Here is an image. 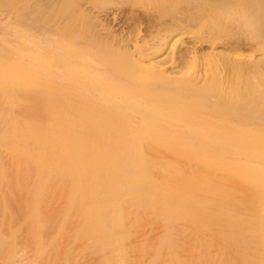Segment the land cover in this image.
Instances as JSON below:
<instances>
[{"label": "bare ground", "instance_id": "6f19581e", "mask_svg": "<svg viewBox=\"0 0 264 264\" xmlns=\"http://www.w3.org/2000/svg\"><path fill=\"white\" fill-rule=\"evenodd\" d=\"M7 1L13 0H0V5ZM61 1L35 0L44 13L23 9L16 11L14 21L0 7V42L6 44L8 28L18 32L12 45L15 52L10 48L14 53L0 57L9 65L0 71V80L5 81L0 82V148L6 144V154L11 150L15 158L13 163L8 157L12 166L16 163V171L9 167L15 172L10 176L0 153V181L2 185L12 181L11 188H3L23 201L15 199V204L10 198V205L3 203L9 209L20 202L28 204L27 209L21 204L24 209L17 208L29 211L24 225L31 231L27 233L36 259L45 260L41 255L51 248L54 252L65 248L71 239L92 238L90 244L99 249L102 263L112 264L115 258L116 264H123V254L130 245L137 247L145 227L155 230V226L141 225L150 218L149 223L156 219L162 231L155 234L159 240L154 247L152 243L149 247L156 248L153 255L158 253L152 255L158 259L153 258L152 264H168L169 257L175 264H185V254L179 252H185L182 246L193 245L196 250L193 247L185 260L190 255L188 261L197 257L201 263L202 259L215 262L228 255L236 264H264V5L258 0H211L208 4H216L219 14L213 10L212 17L207 8L198 9L200 15L187 20L193 24L199 19L201 28L183 32L179 21L176 26L162 21V7L152 13L158 25H150L143 38L141 29L115 28L120 12L128 6L130 18L135 14L133 21H140L134 7L142 0H71L62 8ZM25 2L29 7L32 0ZM214 12L221 22L214 21ZM42 14L44 19L39 20ZM39 22L50 25L44 29L50 31V40L36 34ZM188 36L195 37L194 44L183 50ZM228 43L245 44L251 52L217 50ZM166 46L170 49L167 59H160ZM200 65L204 71L196 70ZM226 98L236 100V110L219 111L218 104ZM158 100L170 104H158ZM153 116L160 122L150 121ZM148 139L150 146L145 148ZM154 150L168 154V161L155 163ZM221 151L226 155L217 154ZM150 165L153 172L145 169ZM154 167L163 171L156 175ZM215 169L236 182L228 179L226 183V175L222 176L220 192L212 194L210 188L205 193L203 187ZM55 199L66 206L61 215ZM45 206L60 217L45 214ZM73 223L82 225L74 232ZM137 227L141 234L135 235ZM182 229L193 233L192 243L185 240L187 233ZM181 233L185 243L180 242Z\"/></svg>", "mask_w": 264, "mask_h": 264}, {"label": "rangeland", "instance_id": "374dc122", "mask_svg": "<svg viewBox=\"0 0 264 264\" xmlns=\"http://www.w3.org/2000/svg\"><path fill=\"white\" fill-rule=\"evenodd\" d=\"M25 1H27V0H24V2H23V0H13V1H7L6 3H4L3 5H0V7L2 8V10L5 12V13H7V14H11L12 16H13V21L15 20L14 18H15V15L17 14V13H19V12H21V11H24L23 9H25V11L24 12H26V11H28V10H38L37 12H36V14H40L41 12H43V7L42 6H40V3H38L39 2V0H38V2H35V0H32V3L29 5V7H28V5H26L27 4V2H25ZM70 1L71 0H63V1H61V8L62 7H66L67 6V4H69L70 3ZM140 1V0H139ZM148 1V0H147ZM146 0H142L141 1V3H138V4H136L135 5V7H134V13H136V14H138V16L140 17V21H137V23H135L134 21H133V16H135V14L134 15H132V17L130 18V11H131V7L130 6H128L127 8H125V9H123V11L122 12H120V16H119V20H121L118 24H116L115 26V28H116V30L117 31H120V30H125V31H128V30H130L131 31V29H132V31H134V32H137L139 29H141V35H142V37L144 38V37H147L148 35H147V32L149 33V28L151 27L150 25H152L153 27L154 26H156V25H158V21L156 20V16L155 15H153L152 13H156L157 12V10H160L162 7H163V9H161L160 11H161V13H164V17H162L161 19H163L162 21L163 22H168L169 24H174L175 26H176V24L178 23V21L181 23V25H182V27H183V29H181L180 30V32H183V31H185V30H190L189 28H191L192 30H194V31H197V30H199L200 28H201V24H200V20L198 19V20H196L195 22H193V24H191V21L190 20H187V19H189V18H191L190 16L191 15H195V14H197L198 13V15L197 16H199L200 15V11H201V9H203V8H207L206 10L210 13V16H212V12H213V10L215 11L216 10V13H218L219 14V12L217 11V5L216 4H208V2H210L211 3V0H150V2H147ZM187 1V2H186ZM218 2L219 1H221V0H217ZM189 2V3H188ZM257 2H259L261 5H264V0H258ZM150 3V4H149ZM193 3H194V5H193ZM42 5V4H41ZM139 5H142V6H139ZM19 6H21V7H19ZM26 6V7H25ZM144 6V7H143ZM159 6V7H158ZM196 6H198L197 7V9H195V7ZM17 7V8H16ZM25 7V8H24ZM28 7V8H27ZM146 7V8H145ZM190 8V9H187V8ZM193 7H194V9H193ZM223 10H227V11H229V7H222V6H220ZM16 10H15V9ZM21 8V9H20ZM14 9V10H13ZM145 9V10H144ZM187 9V10H186ZM200 11H199V10ZM211 9V11H209V10ZM13 10V11H12ZM186 11V13H185V11ZM16 11H18L17 13H16ZM145 11V12H144ZM149 11V12H148ZM193 12V13H192ZM44 13V12H43ZM188 13V14H187ZM212 13V14H211ZM218 14H216L215 15V12H214V15H215V17L214 18H216V20L214 19V21H219V22H221V20L222 19H218ZM146 15V16H145ZM189 15V16H188ZM147 16H148V18H147ZM152 16V17H151ZM188 16V17H187ZM217 16V17H216ZM44 15L42 14V16H41V19H39V20H43L44 18ZM145 17V18H144ZM150 17V18H149ZM213 17V16H212ZM48 18L50 19V15L48 16ZM121 18V19H120ZM151 19V20H150ZM124 20H127V21H125L124 23H123V21ZM144 22V23H143ZM148 22V23H147ZM202 22V21H201ZM223 22V21H222ZM143 23V24H142ZM147 23V24H146ZM152 23V24H151ZM146 24V25H145ZM191 24V25H190ZM223 24V23H222ZM45 23L44 22H39V23H37V24H35V29H36V34H38L41 38L43 37V38H47L48 40H50V31H45L44 29H45V27H48V28H50V25L49 24H46L45 26ZM149 25V26H148ZM200 25V26H199ZM224 25V24H223ZM230 25V24H229ZM228 25V26H229ZM146 26V27H145ZM188 26H190V27H188ZM192 26V27H191ZM227 26V27H228ZM152 27V28H153ZM177 28H178V26H177ZM143 30V31H142ZM235 32V31H234ZM6 33L8 34V35H6V38H5V43L6 44H3L4 43V41H2V42H0V57H3V56H8V55H11V53H14L15 52V48L12 46V45H14V42H15V37H16V35H17V31H15V29H13V28H8L7 30H6ZM176 33H179V31H177ZM147 35V36H146ZM234 35H236V36H240L239 35V33H235ZM194 38L195 37H190V36H188V37H184V39H183V42H184V44L186 45H184V47L182 46V48H183V50L186 48H188V47H190V46H193V44H194ZM187 42V43H186ZM10 45V46H8V45ZM183 45V44H182ZM8 46V47H7ZM207 46V47H206ZM206 46H205V44H203V49L204 50H209V46L206 44ZM220 46V47H219ZM218 46V49L217 50H219V51H222V52H224V53H227V54H230V51L231 52H239L241 55H246V54H249L250 52H251V50L250 49H248V46L247 45H245V44H240L238 47H235L234 45H231V43H228V44H223L222 46L221 45H219ZM205 47V48H204ZM12 48H14L13 50H14V52L11 50ZM181 48V46H179L177 49H182ZM235 48V49H234ZM170 50L169 49V47L168 46H166L164 49H163V51L161 52V53H159V54H161V56L159 57L160 59L161 58H163L164 56L166 57V59H167V55H165V53L166 54H168V51ZM233 53H231V54H233ZM162 54H163V56H162ZM164 57V58H165ZM4 64V65H3ZM3 65V66H2ZM9 67V65L7 64H5L4 62H0V71H1V69H5V67ZM203 65H200L199 67L197 66L196 67V70L198 71H200L201 72V70H202V68H203V70L202 71H204L205 69H204V67H202ZM202 67V68H201ZM201 68V69H200ZM178 69H180L179 67H178ZM170 70H172V68L170 67ZM183 71H186L185 69H182V72ZM2 72V71H1ZM208 72V71H207ZM184 73V72H183ZM183 73H181V74H183ZM4 80H0V82L2 83ZM3 83H5V81L3 82ZM161 99V98H160ZM224 101H220V103L218 104L219 105V107L217 106V108L219 109V111H221L222 113H226V112H231V111H233V110H236V109H234L237 105H235V102L234 101H236V100H232L231 101V98H226V99H223ZM226 100H228L227 102H228V104L226 103ZM162 101L161 100H158V104L159 103H161ZM231 102H234L233 104H230ZM238 102V101H237ZM225 104V107H228L229 105V107L230 108H226L225 109V107L223 108L222 107V109L223 110H220L221 109V106L222 105H224ZM162 104H164V105H166V104H170L169 103V100L168 101H165V102H162ZM5 105V104H4ZM213 109H214V107H212ZM217 109V110H218ZM231 109V110H230ZM246 109H248V108H246ZM246 109H243V110H245L246 112H249V111H247ZM147 111V112H146ZM145 112H146V114L147 113H149L148 111L149 110H146ZM143 112V111H142ZM144 112V113H145ZM135 113H137V114H140V111H139V113H138V111L137 112H135ZM153 114V115H156V116H158L157 114H155V113H153V112H150V114ZM160 113V112H159ZM143 115V114H142ZM142 115H141V117H142ZM148 115V114H147ZM150 116H152V115H150ZM149 116V117H150ZM143 118H145L146 119V117H143ZM149 119V118H148ZM150 121H152V122H157V121H159L160 122V119L159 118H156L155 116H153L151 119H150ZM148 122V121H147ZM13 140V139H12ZM145 142V141H144ZM147 143H148V145H147ZM1 144H4V143H1ZM8 144V143H7ZM11 143H9L8 145H10ZM145 144V145H144ZM143 144V147H145V148H147V146L149 147L150 145V142H149V139H148V142L146 141L145 143ZM13 145V144H12ZM11 145V146H12ZM3 146V145H2ZM5 147H7L6 146V144H5V146H3V150L5 149V151H3L1 148H0V151H3V152H0V153H3V155L2 156H4L3 157V160H4V158L6 159V160H4L5 162H6V165H7V167H8V169H12L11 171L10 170H8L9 171V173H11L10 174V176L11 175H13L12 173L14 172V170L16 171V167H15V164H14V166H12L13 165V163H14V159L15 158H13V154H11L12 152H11V150H9L10 152H7V154H10V155H7L6 154V150L8 149V148H5ZM8 151V150H7ZM163 153V154H162ZM156 152L155 150L154 151H152L151 152V158H153V161L154 160H157V161H154L155 163H157V164H159V163H162V162H165V161H168V154H166V153H164V152ZM216 153V152H215ZM217 154H221V155H223V154H225V151H221L220 153H217ZM5 155H7V156H5ZM226 155V154H225ZM12 157V161H13V163H11V161L9 160V158L10 157ZM9 157V158H8ZM10 163V164H9ZM10 165V166H9ZM149 165V164H148ZM183 165H185V164H183ZM186 166V165H185ZM185 166H184V169H185ZM9 167H14V170H13V168H9ZM151 165L149 166V168L146 166L145 167V169H147V170H150L151 172H153V170H151ZM153 167V166H152ZM141 168V167H140ZM157 168V167H156ZM186 168H187V166H186ZM167 169H168V166H167ZM188 169H189V167H188ZM155 170H157L158 171V174H156V175H159L160 174V172L161 171H163V170H161L160 168H157V169H155V167H154V171ZM187 170V169H186ZM217 172H218V175H217V172L215 171L214 172V174L216 173V175H212V177L214 176H216L215 177V180H213L212 181V179H214V177L213 178H209L210 179V181H212V183H213V185H212V183H210V181H208V183H206V185H205V187H203V184H202V187L203 188H205V193H206V190L208 191V189H210L212 192V194L214 193V192H216V193H219L220 191V189L223 187V185H224V182L225 181H222V179H224V180H226V183L229 181L228 179H231L230 178V176H229V178H227V175H226V173L224 172V171H222V170H218V169H215ZM185 171V170H184ZM188 171V170H187ZM187 171H186V173H187ZM222 173V175H221V177H220V173ZM9 173H8V176H9ZM15 173V172H14ZM155 173H156V171H155ZM15 175V174H14ZM226 175V176H225ZM9 176V177H10ZM102 176H104V174H102ZM224 178H223V177ZM13 177H15V176H13ZM12 177V179H14ZM219 177V178H218ZM220 178H222V179H220ZM227 178V179H226ZM10 178H8V180H9ZM218 179H220V180H218ZM0 180H2L1 179V177H0ZM15 180V179H14ZM233 182H236L234 179H231ZM231 180H230V182H231ZM9 181H11V180H9ZM218 183H216V182ZM4 182L6 183L7 182V180L5 181L4 180ZM12 182V181H11ZM11 182H8L6 185L4 184V185H2L3 183H1V181H0V195H1V197H0V201H2V204L0 203V264H4L5 262V264H9V262H10V264H28V263H32V260H33V262H34V260H37L36 259V255H37V251H35V249H33L34 248V246L32 245L33 243H32V240H31V236L30 237H28V235H30V234H28V233H30L31 231H29L28 229H29V226L28 227H26V225H24L25 223L27 224V222H26V217L28 216V214H29V211L28 210H26V211H23L22 209H24V206H26V208L25 209H27V205H24V204H21V202H23L21 199L22 198H20V200H21V202L18 204V205H15L16 203H18V198L19 197H17V195H16V186L14 187V185H13V183H12V187L15 189H13L15 192V195H16V197L15 198H12V197H10V196H12V191H10L11 193V195L9 196L8 194L9 193H7V192H9L8 190H6L5 191V189L6 188H11V185H10V183ZM229 182V183H230ZM16 183V182H15ZM2 185V186H1ZM10 185V186H9ZM207 185H211V187H209V186H207ZM218 185H220L221 186V188H220V186H218ZM9 186V187H8ZM3 187H5V189L3 188ZM207 187V188H206ZM2 188V189H1ZM218 188V189H217ZM3 189H4V191H3ZM9 190H11V189H9ZM4 193H3V192ZM7 195H6V194ZM4 194H5V196H9V198H7V199H5V198H3V197H5L4 196ZM18 196H20V193H19V195ZM13 197H14V195H13ZM10 198H12V200H13V202H14V200L16 199V203L14 204V206L13 207H15L16 206V210L15 209H13V207L11 206V208L10 209H13V210H15L16 211V213H15V211H10V209H9V207H5L4 206V203H3V201L5 202V204H8V199H9V203H12L11 201V199ZM6 201H5V200ZM18 199V200H17ZM11 200V201H10ZM19 200V201H20ZM25 200V199H24ZM27 201V200H26ZM25 201V202H26ZM56 201H57V199H55V202H54V204L55 205H57L58 207H57V209H58V212H60L59 214L61 215V213H64V211L66 210V206H60V203H56ZM27 203V202H26ZM24 205V206H21V205ZM8 205H10V204H8ZM7 205V206H8ZM12 205V204H11ZM20 205V207L22 208H17V206H19ZM8 208V210H6ZM20 210L19 212H17L18 210ZM44 209V213L45 214H53L54 216H55V213L56 212H54L53 210H51V209H48L46 206L43 208ZM22 210V211H21ZM4 211V212H3ZM31 211V210H30ZM51 211V212H50ZM52 211H53V213H52ZM63 211V212H62ZM12 213H14V215H12ZM2 215H4V216H2ZM60 215H58V213H56V219L57 218H59L60 217ZM2 217V218H1ZM29 217V216H28ZM149 219V220H148ZM154 219V218H153ZM152 219V220H153ZM8 220V221H7ZM147 220H148V222H144V223H142L141 225L143 226V227H145L146 225L149 227L150 225H151V227H149L150 229L151 228H153V226H155L154 228H155V230H150L149 231V229H147V227H145L146 228V230H145V228H143L142 230H140L141 229V225H140V231L141 232H143L144 233V230L145 231H147V232H145L144 234L146 235V236H144V234L143 235H140V236H138V241H140V239L142 238V237H144V238H142V240L143 241H140V242H138L137 241V243H136V241H135V243H136V245H137V247L135 246V247H133L135 244H133V245H130V247H128V249H130L129 250V252H128V249L125 251V253L123 254V259H121L122 257H121V255L122 254H119L118 255V257L121 259V261L123 262V264H152V261L154 260V259H156L155 257H153V256H155L156 254H158V253H156L155 252V254L153 255V251L156 249H154L153 251H151V249L149 250V247H150V244L152 243V247H154L153 245H155L156 244V242L159 240V237H157L159 234H161L162 233V231H160L161 229L159 228L160 227V225H158L157 224V222L155 221L156 219H154V221H152L151 223L153 224H151V223H149V221H150V218H147ZM12 221V222H11ZM156 223V224H155ZM159 223V222H158ZM10 224V225H9ZM80 223H76V225L73 223L72 224V226H70L71 227V230L74 228V227H76V228H74L72 231H76V229H77V226L79 225ZM144 224V225H143ZM149 224V225H148ZM30 225V224H29ZM81 225L82 224H80L78 227H81ZM158 225V226H157ZM14 227V228H13ZM17 227V228H16ZM26 227V228H25ZM157 227V228H156ZM9 228V229H8ZM27 229V231L25 230V229ZM137 229H138V227L136 228V229H133V230H135L134 232H135V235H137V234H141L139 231H137ZM7 230V231H6ZM12 230V231H11ZM70 230V231H71ZM182 230H186V229H182ZM182 230H181V232H182ZM29 231V232H28ZM71 231V233L69 232V234H71L72 235V232ZM74 231V232H75ZM190 231V230H189ZM188 231V229L184 232L185 234H182V238L180 239V242H182V243H185V241L183 242L182 240H184V238H186V237H188L187 239H185V240H190V238H191V240L192 239H194L192 236H193V233H191V231L189 232ZM22 232H23V234H22ZM28 232V233H27ZM139 232V233H138ZM151 232V233H150ZM158 234H157V233ZM11 233V234H10ZM18 233V234H17ZM22 234V235H21ZM150 236H149V235ZM157 236H156V235ZM189 234V236H187ZM19 235V236H18ZM20 235H21V237H20ZM50 235H52L51 233H50ZM186 237H185V236ZM8 236V237H7ZM154 236H155V238L156 239H154ZM184 236V237H183ZM191 236V237H190ZM25 237V238H24ZM148 237V238H147ZM152 237H153V239H152ZM2 238V239H1ZM17 238H18V240H17ZM31 240V243H30V240ZM70 239H71V237H70ZM149 239V240H148ZM153 240V242H152V240ZM158 239V240H157ZM17 240V241H16ZM28 242V244L25 242ZM29 240V241H28ZM73 240V241H72ZM82 240V239H81ZM78 240V241H74V239H71V241H69V243H68V245L67 246H65V248L64 247H62V248H60V249H58V248H55L54 250H55V252L54 251H51V250H53L51 247V250L50 251H47V253H46V255L44 256H42L41 255V258L42 259H45V260H42V259H40V257H38L39 258V260H42V261H38V262H41V264H42V262H43V264H63V261H65L64 262V264H68V263H70V264H80V263H84V264H105V263H102V261L100 260V258H99V256H100V254H99V249L96 247V249H94L95 247H93V245H92V243L90 244V241H92V238L91 239H88V241H86L85 239V241H86V243H85V241L84 240ZM156 240V241H155ZM190 240V241H191ZM84 241V243L82 244V242ZM148 241V244H145L146 242ZM154 241H155V243H154ZM190 241H188V243L190 242ZM192 241H194V240H192ZM192 241L190 242V243H192ZM1 242H3V243H1ZM23 243H25V244H23ZM87 243H89V244H87ZM128 243H129V240H128ZM141 243V244H140ZM15 246H14V245ZM71 244V245H70ZM86 244V245H85ZM143 244V245H142ZM179 244H181V243H179ZM2 245V246H1ZM21 245V246H20ZM73 245V246H72ZM83 245V246H82ZM92 246V248H93V250H92V248H91V246ZM146 245V246H145ZM178 245V244H177ZM23 246V247H22ZM25 246V247H24ZM31 246V247H30ZM71 246H72V248H71ZM90 246V247H89ZM141 246V247H140ZM180 246V245H179ZM2 247V248H1ZM27 247V248H26ZM75 247V248H74ZM87 247V248H86ZM140 247V249L141 250H143V256H145V255H147V256H145V257H143L141 254L142 253H140V251L138 252V251H136V252H133V250L135 251V250H138L137 248H139ZM146 249H145V248ZM152 247H150V248H152ZM157 247V246H156ZM181 247V246H180ZM193 247H194V251L196 250V247H195V245H193ZM193 247H191L190 246V249H189V246L187 247H183L182 246V248L184 249V251L185 252H183V250L182 251H180L181 250V248H179V247H177L178 249H179V253H180V255H181V253L184 255L185 254V258L184 259H182V260H184L185 261V264H219L220 262V260L218 259V261L216 260L215 262H210V261H208V262H205V261H203L204 259H202V263H201V260H200V258H198L199 260H200V262H198V259H197V257H196V259H194L195 257H193V258H191V259H193L194 261H192L190 258V263H189V261H188V257L190 256V255H188L187 256V260H185L186 259V255H187V253L189 254H191L192 252H190V250H192L193 249ZM7 248V249H6ZM16 248H17V250H16ZM19 248V249H18ZM64 248V249H63ZM66 248H67V250H66ZM134 248V249H133ZM26 249V250H25ZM29 249V250H28ZM88 249V250H87ZM166 249V248H165ZM178 249H176V250H178ZM221 249V248H220ZM13 250V251H12ZM28 250V251H27ZM61 250H66L67 252H69V254L68 253H66V251H64V252H62ZM132 250V251H131ZM147 250V251H146ZM18 251V252H17ZM30 251V252H29ZM35 251V252H34ZM73 251V252H72ZM94 251V252H93ZM98 251V252H97ZM130 251H131V254H130ZM218 250H216V252H217ZM17 252V253H16ZM49 252H52V254L50 255L51 257H48L47 256V254L49 253ZM54 252V253H53ZM59 252V253H58ZM149 252H150V254H149ZM33 253H35L36 255H34ZM127 253H129L128 254V256H127ZM152 253V254H151ZM165 253V255H167L166 254V252H164ZM14 254V257H15V259L13 258V255ZM17 255V257H18V259H16L17 257H16V255ZM24 254V255H23ZM26 254V255H25ZM61 254H63L64 255V257H65V255L67 254V255H71L70 256V259L69 260H64V259H62V257H63V255H61ZM86 254H87V256H86ZM126 254V255H125ZM136 255V256H134V255ZM9 255H11V256H9ZM19 255H21V256H19ZM52 255H53V257H52ZM58 255V256H57ZM78 255V256H77ZM141 255V256H140ZM153 255V256H152ZM8 256H9V258H11L10 260H9V258H8ZM26 256V257H25ZM29 256V257H28ZM152 256V257H151ZM194 256H196V255H194ZM224 256V255H223ZM21 259H23V257H24V259L23 260H21L20 261V258ZM45 257V258H44ZM72 257V258H71ZM74 257V258H73ZM138 258V260H135L134 258ZM149 257H151L150 259H149ZM167 257H169V256H165V258H167ZM7 258H8V260H7ZM50 258H51V261H50ZM139 258H142L141 259V261H140V259ZM154 258V259H153ZM159 258V257H158ZM164 258V259H165ZM72 259V260H71ZM117 259V258H116ZM149 259V260H148ZM172 259L173 258H171V257H169V260H168V264L170 263H172V264H175L176 262H175V260L173 259V261H172ZM15 260H17V261H15ZM70 260H71V262H70ZM90 260V261H89ZM126 260H128V261H126ZM144 260H145V262H144ZM156 260H158V259H156ZM233 260V259H232ZM231 259H230V257L227 255L226 257H225V259H222L221 260V262H222V264H236V263H234L235 262V260H233L232 261ZM50 261V262H49ZM57 261V262H56ZM84 261V262H83ZM131 261V262H130ZM134 261H135V263H134ZM162 261V260H161ZM160 261V262H161ZM180 261H181V259H180ZM186 261H187V263H186ZM214 261V260H213ZM16 262V263H15ZM38 262H35L36 264L38 263ZM56 262V263H55ZM62 262V263H61ZM129 262V263H128ZM137 262V263H136ZM154 262V261H153ZM192 262V263H191ZM204 262V263H203ZM217 262V263H216ZM117 263V261L115 260V258L113 259V263L112 264H116ZM167 263V262H166ZM182 263H183V261H182ZM155 264H157V262H155ZM161 264V263H160ZM221 264V263H220ZM238 264V263H237Z\"/></svg>", "mask_w": 264, "mask_h": 264}]
</instances>
